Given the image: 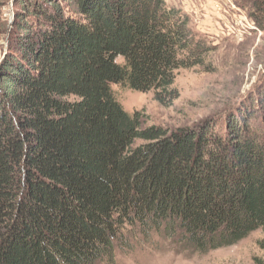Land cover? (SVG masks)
<instances>
[{"label": "trees", "instance_id": "1", "mask_svg": "<svg viewBox=\"0 0 264 264\" xmlns=\"http://www.w3.org/2000/svg\"><path fill=\"white\" fill-rule=\"evenodd\" d=\"M240 1L264 30V0ZM19 2L0 62V264H115L137 235L206 254L264 229V87L176 129L143 128L112 88L170 106L177 70H209L214 46L187 13L166 0Z\"/></svg>", "mask_w": 264, "mask_h": 264}, {"label": "rangeland", "instance_id": "2", "mask_svg": "<svg viewBox=\"0 0 264 264\" xmlns=\"http://www.w3.org/2000/svg\"><path fill=\"white\" fill-rule=\"evenodd\" d=\"M166 1L187 13L192 29L214 46L207 57L211 68L177 70L174 86L180 97L170 106L158 102L153 90L141 92L118 84L112 88L126 111L142 115L143 128L176 129L210 117L223 119L225 110L264 87V30L255 27L240 0ZM19 5V0H0V62L10 49L6 26ZM143 142L137 139L135 145ZM262 243L264 229H258L233 246L201 254L158 235L150 241L137 235L117 251L115 264H256L255 257L264 259Z\"/></svg>", "mask_w": 264, "mask_h": 264}]
</instances>
